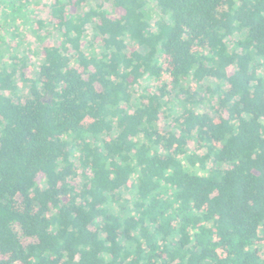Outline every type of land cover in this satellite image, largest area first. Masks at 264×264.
I'll use <instances>...</instances> for the list:
<instances>
[{
	"label": "trees",
	"instance_id": "obj_1",
	"mask_svg": "<svg viewBox=\"0 0 264 264\" xmlns=\"http://www.w3.org/2000/svg\"><path fill=\"white\" fill-rule=\"evenodd\" d=\"M109 2L0 0V264H264V0Z\"/></svg>",
	"mask_w": 264,
	"mask_h": 264
},
{
	"label": "rangeland",
	"instance_id": "obj_2",
	"mask_svg": "<svg viewBox=\"0 0 264 264\" xmlns=\"http://www.w3.org/2000/svg\"><path fill=\"white\" fill-rule=\"evenodd\" d=\"M33 1L38 2L40 4H47L50 0H33ZM94 4H95V1H91V2L88 3V6L92 7ZM107 7L109 8L110 13L112 14L113 11H112V6H111V0L107 4ZM155 11H156V9H155ZM91 33L92 32H91L90 27H87V29H86V37L91 35ZM48 41L50 43H52V44H56L57 43V33L52 32L50 37H49V39H48ZM33 47H36V45H34ZM24 48H25V44H21L20 47L17 49L18 53H21V49H24ZM40 60H41L40 57L34 58V60H32L31 69L30 70L28 69V71H27L28 77L32 78V77L36 76L37 66H38V63H39ZM162 80L166 81V80H168V77L166 75H163L162 76ZM155 85H156V82L153 81V80H149V81L148 80H143L142 84H141V86H148L150 88H153ZM200 108L203 109V110H209L207 105H203Z\"/></svg>",
	"mask_w": 264,
	"mask_h": 264
}]
</instances>
